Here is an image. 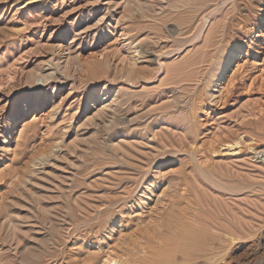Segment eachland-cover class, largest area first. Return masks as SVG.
Wrapping results in <instances>:
<instances>
[{
  "label": "rangeland",
  "instance_id": "rangeland-1",
  "mask_svg": "<svg viewBox=\"0 0 264 264\" xmlns=\"http://www.w3.org/2000/svg\"><path fill=\"white\" fill-rule=\"evenodd\" d=\"M229 12L249 54L209 82ZM263 111L264 0H0V264L126 259L176 192L217 264H264Z\"/></svg>",
  "mask_w": 264,
  "mask_h": 264
},
{
  "label": "bare ground",
  "instance_id": "bare-ground-1",
  "mask_svg": "<svg viewBox=\"0 0 264 264\" xmlns=\"http://www.w3.org/2000/svg\"><path fill=\"white\" fill-rule=\"evenodd\" d=\"M231 13L229 12L228 14H231ZM233 13L234 14H231L229 18H228L229 15L227 14L228 16H226L227 17L226 19H225V14H224V19H222V22L220 21L221 23L218 26L214 27L215 28L214 32H211L210 36L207 37L206 45H205V49H204L203 53L201 54L200 57L196 58L192 62L193 66L196 67L195 71L198 72V73L196 72L197 75L203 77L206 73H210L209 74L210 80H208L209 82H211L212 78L223 77V76L228 75V74L232 75V77H233L232 79L237 80V75H238L239 71H241V68L243 67V62H244L245 56L247 57L249 54L248 49L250 48V46L244 44L242 41L236 40L235 36H234L235 34L241 33V31L244 29V26L247 25L249 18H248V16H245V17L241 16V13H237V12H233ZM162 20H160V21H162ZM214 26H215V24H214ZM244 46H247L248 49H245ZM229 48H232V49L229 50ZM132 63H135V65H136V62H132ZM132 67H135V66H132ZM191 67L192 66H189V69ZM129 70L127 73L132 72V70H130V71ZM185 70L188 71V69H185ZM201 71H205V73H203ZM192 74H190V75H192ZM197 75H196V77H197ZM197 79H199V78L197 77ZM199 80L201 81L200 83L203 82L201 79H199ZM194 81L197 82L196 79H194L192 82H194ZM197 83H199V82H197ZM190 87L192 88V86H190ZM193 90H195V89H193ZM232 90H233V88H232ZM195 105H193V106H195ZM195 108H196V106H195ZM258 111H260V110H258ZM249 113H252V112L249 111ZM251 124L253 125V123H251ZM213 147H215V146H213ZM184 187H183V189H184ZM173 188H174V186H173ZM175 190H176V188H175ZM169 195H170V193H169ZM188 198H190V197H185L183 194L179 195L177 192L175 193V195L171 199L168 198L169 200L167 201L166 205L164 206L165 208L163 209V211H158L159 213H156L157 218L154 219V221L150 222L148 225L144 224L145 226H147L146 227L147 228L146 233L144 235L141 233L142 236L139 235L140 237H142V239L144 236H148L146 238H148L147 240H149V241L147 242V240H146V242L145 241H143V242L148 243L149 245L147 246L145 244V246H144L143 243H141V245L138 244V246H139L138 247L135 244L134 246H132L130 248L128 247V249H126L127 248V246H126V248H124L126 250L123 251V249H122V251H121V252H124L125 255H127L126 259H122V258L120 259L119 257H118L119 258L118 259L117 257L116 258L112 257L108 261V264H164V262H162V263L158 262L157 263V261H156V263H154L153 261H155L154 259L156 258V256L158 258L159 254L169 252L171 247L175 248L176 254L181 255V257H179L181 259V261H180V263H178L176 261L177 264H217L221 261L223 262L224 261L223 260L224 255L222 258L221 253L218 251V250H220L221 247H223L220 244L225 243V234L223 233V230L218 232L217 229H214V226L210 224L211 222L210 223L209 222H203L205 220H201V219H198L197 217H195L193 214L194 211H192L191 210L192 208H190V206H189V203L191 204L192 202L187 201ZM185 201H187V206H186L187 209L186 210L182 209V207H183L182 205H183V203H185ZM193 206H194V204H193ZM156 208H157V206H156ZM153 209H154V206H153ZM168 209H169V213H167ZM198 215H199V213H198ZM147 223H148V221H147ZM215 224H217V223H215ZM143 229H145V228H143ZM137 230H136V234L138 232ZM140 232H141V230H140ZM132 235L134 236V234H132ZM129 236H130V234H129ZM123 245L125 246L126 243ZM155 246H157L158 248L163 247V250L162 249L159 250ZM221 251H223V250L221 249ZM117 254L119 255L118 252H117ZM176 257H177V255H176ZM105 261H107V260H105ZM173 263H175V262L172 261V263H170V264H173Z\"/></svg>",
  "mask_w": 264,
  "mask_h": 264
}]
</instances>
